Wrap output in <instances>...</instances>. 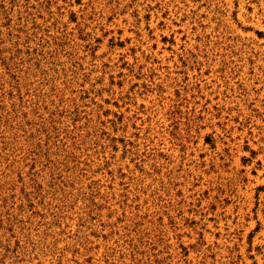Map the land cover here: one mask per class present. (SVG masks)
Masks as SVG:
<instances>
[{
    "label": "rangeland",
    "instance_id": "obj_1",
    "mask_svg": "<svg viewBox=\"0 0 264 264\" xmlns=\"http://www.w3.org/2000/svg\"><path fill=\"white\" fill-rule=\"evenodd\" d=\"M0 264H264V0H0Z\"/></svg>",
    "mask_w": 264,
    "mask_h": 264
}]
</instances>
